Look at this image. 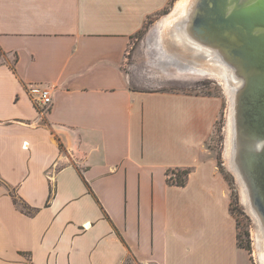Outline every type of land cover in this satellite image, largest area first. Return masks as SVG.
I'll use <instances>...</instances> for the list:
<instances>
[{
    "label": "crops",
    "instance_id": "0c3cea01",
    "mask_svg": "<svg viewBox=\"0 0 264 264\" xmlns=\"http://www.w3.org/2000/svg\"><path fill=\"white\" fill-rule=\"evenodd\" d=\"M170 1L0 0V264H254L207 146L221 101L124 70Z\"/></svg>",
    "mask_w": 264,
    "mask_h": 264
},
{
    "label": "water",
    "instance_id": "95a60500",
    "mask_svg": "<svg viewBox=\"0 0 264 264\" xmlns=\"http://www.w3.org/2000/svg\"><path fill=\"white\" fill-rule=\"evenodd\" d=\"M195 25L246 78L238 111L242 171L264 213V0H201ZM254 140L261 149L251 150Z\"/></svg>",
    "mask_w": 264,
    "mask_h": 264
},
{
    "label": "bare ground",
    "instance_id": "6f19581e",
    "mask_svg": "<svg viewBox=\"0 0 264 264\" xmlns=\"http://www.w3.org/2000/svg\"><path fill=\"white\" fill-rule=\"evenodd\" d=\"M200 1L180 0L175 10L158 22L154 33L155 38L150 40L149 44L157 49L158 57L156 64L162 70L172 67L180 74L183 69H186L191 74H205L217 77L221 79L226 87L230 98V118L226 150L228 164L242 186L244 205L254 217L258 257L260 264H264V213L256 206L251 196L247 174L242 171L243 162L240 152L242 140L238 111L246 78L241 75L234 65L224 58L218 46L198 32L195 22L198 17ZM156 35H159V38ZM163 50L165 53H163ZM178 65L183 67V69L177 67ZM262 144L261 141L254 140L250 143V148L252 151H256L262 148Z\"/></svg>",
    "mask_w": 264,
    "mask_h": 264
},
{
    "label": "rangeland",
    "instance_id": "374dc122",
    "mask_svg": "<svg viewBox=\"0 0 264 264\" xmlns=\"http://www.w3.org/2000/svg\"><path fill=\"white\" fill-rule=\"evenodd\" d=\"M179 1L175 0L168 14L154 16V21L149 24L143 34H136L134 43L128 51L124 70L131 80V86L137 90L184 92L194 95L214 96L221 101L220 114L215 122L214 131L207 141V146L229 182L232 198L231 210L238 222V238L244 244L250 243L251 252L248 251L251 254L253 263L260 264L255 220L252 213L244 205L242 186L236 174L229 167L226 154L230 118V98L226 87L221 79L217 77L188 72L180 74L172 67L162 70L156 64L157 49L149 44V41L155 38L154 33L158 22L172 13ZM0 59H3L2 50H0ZM170 177L175 179L177 175L170 171Z\"/></svg>",
    "mask_w": 264,
    "mask_h": 264
},
{
    "label": "trees",
    "instance_id": "16d2710c",
    "mask_svg": "<svg viewBox=\"0 0 264 264\" xmlns=\"http://www.w3.org/2000/svg\"><path fill=\"white\" fill-rule=\"evenodd\" d=\"M174 2H175V0H171L169 2V4L164 9H162L161 11L156 13L155 15L148 17L144 28L138 34H143L144 31L147 30V28L149 27V24H151L154 21L153 20L154 16L157 17V16H161V15H164V14H168L170 12V9H171L170 7L172 6V4ZM172 172H174L175 175H177V178L173 179V177H170L169 178L170 182L176 183L178 185H184L186 183V178L189 175V169L173 170ZM28 209H30V207H28ZM246 234H247V232H246ZM238 243H239L240 247L246 248L247 250H249L251 252L250 243L244 244L242 241L239 240V238H238Z\"/></svg>",
    "mask_w": 264,
    "mask_h": 264
},
{
    "label": "built area",
    "instance_id": "2783aa9c",
    "mask_svg": "<svg viewBox=\"0 0 264 264\" xmlns=\"http://www.w3.org/2000/svg\"><path fill=\"white\" fill-rule=\"evenodd\" d=\"M29 92L35 103L43 110H48L53 104V95L51 89L42 85L30 87Z\"/></svg>",
    "mask_w": 264,
    "mask_h": 264
}]
</instances>
